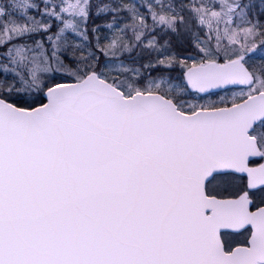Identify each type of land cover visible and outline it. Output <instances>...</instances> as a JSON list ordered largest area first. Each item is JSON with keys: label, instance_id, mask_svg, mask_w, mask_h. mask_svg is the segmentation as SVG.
<instances>
[{"label": "snow or ice", "instance_id": "snow-or-ice-1", "mask_svg": "<svg viewBox=\"0 0 264 264\" xmlns=\"http://www.w3.org/2000/svg\"><path fill=\"white\" fill-rule=\"evenodd\" d=\"M0 264H264V0H0Z\"/></svg>", "mask_w": 264, "mask_h": 264}]
</instances>
